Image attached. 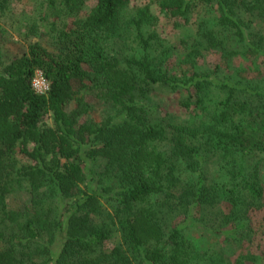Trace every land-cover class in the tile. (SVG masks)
<instances>
[{
	"label": "trees",
	"instance_id": "16d2710c",
	"mask_svg": "<svg viewBox=\"0 0 264 264\" xmlns=\"http://www.w3.org/2000/svg\"><path fill=\"white\" fill-rule=\"evenodd\" d=\"M48 2L56 51L0 70V264H264V0H162L180 47L131 0Z\"/></svg>",
	"mask_w": 264,
	"mask_h": 264
},
{
	"label": "rangeland",
	"instance_id": "374dc122",
	"mask_svg": "<svg viewBox=\"0 0 264 264\" xmlns=\"http://www.w3.org/2000/svg\"><path fill=\"white\" fill-rule=\"evenodd\" d=\"M161 1L131 0L129 13H133L145 6L150 7L152 13L158 18V22L155 26L147 29L146 32H156L170 44L180 47V37L184 35L185 39H187L192 34V30L190 31L188 29L189 27L185 29H182L183 27H176L175 22L160 11L159 3ZM58 21L59 18L57 15L49 9L48 0H0V70L4 69L14 60L21 58L29 49L30 45L33 44L38 43L49 51L55 52L56 41L53 38L55 32L53 31L52 25ZM178 49L180 50V48ZM246 73L250 77H257L263 71L255 65L252 69L246 68ZM159 93L157 92L155 101L162 106L166 98L170 96L159 95ZM168 110L171 114L180 112L174 106H169ZM111 114L112 112L108 108H102L96 112V115L102 120L110 117ZM47 124L50 127L54 125L52 117L47 120ZM29 147L33 148V144H30ZM18 159L21 162L24 161L22 157ZM99 160L102 164V159ZM255 220H252V225L256 222ZM199 237L201 236L199 235ZM204 239L207 238L203 237L200 241L204 243ZM118 241L119 235L116 234L111 243H108L106 249H112ZM248 243L253 251L257 250L264 253V236L260 234L258 227L251 234Z\"/></svg>",
	"mask_w": 264,
	"mask_h": 264
},
{
	"label": "built area",
	"instance_id": "2783aa9c",
	"mask_svg": "<svg viewBox=\"0 0 264 264\" xmlns=\"http://www.w3.org/2000/svg\"><path fill=\"white\" fill-rule=\"evenodd\" d=\"M34 91L41 96H48L50 83L41 71H37L32 83Z\"/></svg>",
	"mask_w": 264,
	"mask_h": 264
}]
</instances>
